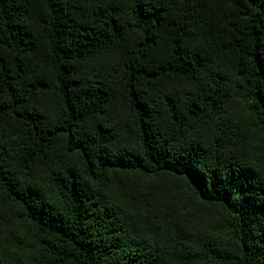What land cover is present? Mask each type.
I'll return each mask as SVG.
<instances>
[{"label":"trees","instance_id":"obj_1","mask_svg":"<svg viewBox=\"0 0 264 264\" xmlns=\"http://www.w3.org/2000/svg\"><path fill=\"white\" fill-rule=\"evenodd\" d=\"M0 264H264V0H0Z\"/></svg>","mask_w":264,"mask_h":264}]
</instances>
